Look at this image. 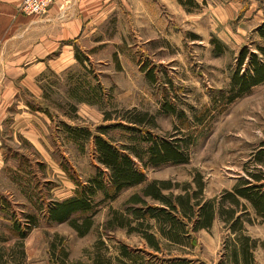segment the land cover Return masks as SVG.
I'll return each mask as SVG.
<instances>
[{
  "label": "rangeland",
  "instance_id": "374dc122",
  "mask_svg": "<svg viewBox=\"0 0 264 264\" xmlns=\"http://www.w3.org/2000/svg\"><path fill=\"white\" fill-rule=\"evenodd\" d=\"M178 1L183 8L164 10L163 17L150 25H130L125 11L119 12L101 31L109 43H94V35L81 38L74 52L81 62L75 57V63L63 72L48 70L41 75L38 97L27 91L19 93L30 110L35 111L29 104L48 108L52 118L37 110L49 119L45 125L41 116L35 118L39 132H46L39 142L14 134L9 123L0 133L5 161L0 170V194L11 203L7 211H0L5 264H92L95 252L109 258L111 264H127L129 256L121 254L120 244L130 255H137L136 264H165L176 257L194 264H234L226 255L235 234L219 216L209 228L189 230L190 237L183 244L161 238L158 224L150 219V231L159 239L158 251L138 232L105 228L111 210L130 218L125 201L152 180L171 183L162 192L172 197L184 194L185 188L191 193L197 190V181L203 182V191L192 198L194 202L219 197L240 181L255 183L251 174H264V161L259 160L264 157L258 155L264 149V82L228 101L240 50L246 47L262 57L258 46H264L259 32L264 23V0ZM245 69L243 65L241 72ZM96 86L97 101L84 93ZM137 114H146L145 123L137 125V130L127 129L128 120ZM64 123L88 126L92 134H98L97 127L103 124H124L101 136L122 147L136 163L147 164L145 183L125 188L105 202L97 191L92 196V211L75 213L63 223L46 222L43 208L47 202L74 196L76 183L87 185L96 175V167L104 168L92 154V143H77ZM147 132L159 139L178 140L187 160L146 163L149 143L142 137ZM224 205L231 206L227 201ZM232 207L242 222L240 234L256 244L255 263L264 264V219L245 199ZM29 214L36 215L37 225L24 238L12 235L10 216L24 223ZM85 216H91L93 224L80 236L70 220L81 222ZM188 224L190 228L191 222ZM99 240L104 245L98 248Z\"/></svg>",
  "mask_w": 264,
  "mask_h": 264
},
{
  "label": "trees",
  "instance_id": "16d2710c",
  "mask_svg": "<svg viewBox=\"0 0 264 264\" xmlns=\"http://www.w3.org/2000/svg\"><path fill=\"white\" fill-rule=\"evenodd\" d=\"M261 37L264 39V23L259 28ZM262 57L256 52H249V49L243 47L237 58V67L231 77L232 95L228 97V101L251 91L252 87L264 82V46H258ZM75 57L80 62L82 61L78 53ZM247 59V62H246ZM246 62V63H245ZM246 65V69L241 72L242 66ZM90 98L97 101L99 95L98 87L86 90ZM81 101V100H80ZM82 101H87L82 99ZM88 102V101H87ZM90 103H93L91 101ZM33 110H41L45 112L50 118L52 115L48 108H35L29 104ZM74 109V108H73ZM146 114L136 115L128 120L129 126L127 129L137 130V125L144 124ZM65 130L70 137L77 143L81 141H90L92 143V154L97 162L104 168L96 167V175L93 176L87 185L76 183L74 196L62 200H52L45 204L43 217L46 222H63L69 220L71 214L75 212L86 213L92 211L95 204L92 202V196L97 190H102L104 199L115 198L122 189L136 186L145 183L146 176L144 169L147 164L136 163L130 154L125 153L121 149L113 145L109 140L101 136L105 131L113 126L123 127L124 124L107 125L103 124L97 127L98 134H92L88 126H71L64 123ZM142 140L148 142L146 149L147 162L151 165H158L165 162H185L186 155L180 150L178 140L168 141L166 139H159L147 132L146 137ZM124 149V148H123ZM125 149H127L125 147ZM259 157H264V149L260 150ZM136 157L140 155L136 153ZM259 160L264 161V158ZM255 183L240 181L232 190L224 191L219 197L214 199L202 200L197 199L192 202V198H197L204 188V183L197 181V190L190 191L185 188L186 192L172 197L162 192L164 189L171 187L168 181L152 180L145 183L141 191L135 192L129 196L125 201V212L130 214V218H125L117 211L112 212L111 218L105 223L107 230H114L116 227H126L127 232H138L145 240L146 244L154 251L160 249L159 239L150 231L152 225L150 219H154L157 223L160 237L166 238L168 241L175 244H183L185 240L189 239L190 231H197L203 228H209L216 217H220L228 226L230 231L235 234L232 239L231 246L228 245L227 259L234 264H256L253 254V248L256 246L254 241H251L249 236L240 234L242 232V222L236 216L232 206L240 205V198L249 201L254 207L256 214L264 219V174L262 172L251 174ZM189 187V186H188ZM149 198L160 202L161 206H156L148 203ZM228 202L231 206H225ZM11 206L7 197L0 194V211H7ZM93 213V212H92ZM11 217V226L9 228L12 235L18 238H24L28 231L37 225L36 215H26V221L21 223L18 219ZM71 226L76 230L78 235L86 234L93 223L91 216H85L81 222L72 221ZM192 226L189 228V224ZM190 230V231H189ZM5 239L0 238V261L5 264V246H3ZM104 242L99 240L97 242L98 248L103 246ZM121 254L125 257L129 256V263L136 264L137 255H130L129 250L125 245L119 246ZM23 253V252H19ZM64 255H66L64 253ZM146 262V261H145ZM225 262H219L224 264ZM64 264V263H62ZM92 264H111L109 258L95 252V258ZM164 264V261H162ZM165 264H194L190 260L180 257L171 258L165 261Z\"/></svg>",
  "mask_w": 264,
  "mask_h": 264
},
{
  "label": "crops",
  "instance_id": "0c3cea01",
  "mask_svg": "<svg viewBox=\"0 0 264 264\" xmlns=\"http://www.w3.org/2000/svg\"><path fill=\"white\" fill-rule=\"evenodd\" d=\"M20 3L0 0V133L9 123L14 134L32 142H39L41 133L46 135L39 132L35 118L41 116L45 125L49 119L30 110L20 92L38 97L41 75L48 70L61 73L72 66L81 38L94 35V43H109L101 31L119 12L125 11L130 25H150L163 17L164 10L183 8L178 0H54L43 14L24 15L19 12ZM4 162L0 148V170ZM97 191L104 202L110 201L104 199L102 190Z\"/></svg>",
  "mask_w": 264,
  "mask_h": 264
},
{
  "label": "built area",
  "instance_id": "2783aa9c",
  "mask_svg": "<svg viewBox=\"0 0 264 264\" xmlns=\"http://www.w3.org/2000/svg\"><path fill=\"white\" fill-rule=\"evenodd\" d=\"M54 0H21L19 12L24 15H41L47 11Z\"/></svg>",
  "mask_w": 264,
  "mask_h": 264
}]
</instances>
